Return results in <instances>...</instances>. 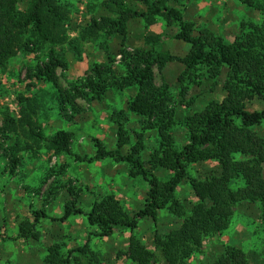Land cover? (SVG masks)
I'll return each mask as SVG.
<instances>
[{"label":"trees","instance_id":"trees-1","mask_svg":"<svg viewBox=\"0 0 264 264\" xmlns=\"http://www.w3.org/2000/svg\"><path fill=\"white\" fill-rule=\"evenodd\" d=\"M192 0H101L99 8L112 19L102 24L91 18L78 39L70 40L68 25L70 13L57 0H29V8L20 10V0H0V71H5L9 62L19 55H30L46 51V61L33 71L29 70L27 80L53 86V94L41 98L19 97L21 117H5L2 137L15 146L10 150L11 173L21 167L22 151L34 152L44 145L55 156L73 157L74 135L59 131L47 135L46 127L52 115L71 122L82 113L78 100L89 107L103 104L114 89L125 90L137 87L143 96H151L156 104L170 103V86L162 88L154 84V67L163 72L168 63L178 61L185 70L178 77L180 97L188 96V83L195 79L217 80L225 76L221 102L212 101L200 112L186 113L177 122V111L160 109L146 129L155 130L160 138L159 147L148 161L142 160L145 145L140 142L132 146L129 153L125 147L130 143L126 128L130 119L127 111L114 110L110 121L116 128V148L108 150L101 140H93L96 154L93 158L76 156L79 163L93 164L107 159L130 166V177L141 178L149 185L148 198L143 209L131 216L114 196L96 201L89 213H85L71 201L65 208L62 223L72 217L84 216L92 228H97L96 237H112L118 230L130 231L131 236L126 257L133 264H157L160 259L166 264H186L202 250L207 238L226 232L235 217L236 209L243 203H258L262 210L264 224V137L254 129L264 124V110L251 111L247 104L258 100L264 103V20L261 25H242L240 36L228 42L208 29L197 32L196 25L187 18V5ZM243 6L259 12L264 19V0H238ZM162 20L168 29H178L175 40L190 47L189 53L181 59L158 52L157 49H136L134 54L121 51L127 64V76L119 78L113 70L114 58L107 45L102 49L108 55V63L96 65L89 78L69 84L65 91L60 86L59 70L66 71L68 64L63 55L64 46H72L79 52L78 41L82 43L98 39L105 33L106 42L121 39L125 47L131 24L144 21L148 27ZM161 40L159 47L164 46ZM201 73V74H200ZM52 99V100H51ZM50 100L53 102L50 105ZM194 100L180 107L191 108ZM55 105V107H54ZM139 104L133 103L128 111L143 115ZM182 125L188 132V144L177 149L172 135L173 128ZM142 139V136L139 137ZM3 146H0V152ZM237 156L243 160H237ZM216 162L224 171L222 176H213L205 181L191 179L188 165L199 158ZM171 173L167 182L159 180L155 172ZM242 180L244 187L232 189L231 181ZM189 182L197 200L191 213H187L177 198L180 186ZM69 194H74L70 191ZM168 210L182 220L181 225L164 239L158 232L154 236V251L147 247L135 234L139 223L152 220L156 224L162 211ZM44 213H36L33 222H24L19 227V238L38 241L37 224ZM58 220H55V222ZM84 256L86 264H103L90 248V239L82 248L71 251L67 257L61 249L53 246L48 250L45 264H72L73 255ZM80 264V263H78ZM82 264V263H81ZM214 264H249L246 253L235 247H227L222 258Z\"/></svg>","mask_w":264,"mask_h":264},{"label":"rangeland","instance_id":"rangeland-1","mask_svg":"<svg viewBox=\"0 0 264 264\" xmlns=\"http://www.w3.org/2000/svg\"><path fill=\"white\" fill-rule=\"evenodd\" d=\"M57 1L70 13V40L78 39L91 18L98 19L102 24H108L112 19L99 8L101 0ZM28 8L29 0H20V10L26 11ZM187 11V18L196 25L197 32L208 29L228 42H234L240 36L243 24L261 25L264 20L259 12L243 6L238 0H192L187 5ZM177 33V28L168 29L162 20L151 27L144 21H136L130 26L123 48L121 39L106 42L105 33H101L98 39L84 43L79 40V52L74 51L72 46H64L63 55L68 69L58 71L60 86L68 91L70 83L89 78L96 65L107 64L108 55L102 45H107L109 54L114 58L113 70L119 78L126 77L128 71L121 55L124 50L133 55L136 49L155 48L163 54L178 59L184 58L190 47L174 39ZM161 40L165 44L159 47ZM45 61L46 51L19 55L9 62L5 71H0V146H3L0 152V264H45L51 247H59L62 255L67 257L71 251L82 248L89 239L91 251L99 255L103 264H133L126 257L130 231L118 230L112 237L101 239L96 237L99 230L89 225L87 217H72L65 223L60 219L71 201H76L77 206L87 214L96 201H101L107 196H114L124 211L131 216L143 209L148 198L149 185L141 178H131L128 164L116 163L111 159L93 164L79 163L76 156L93 158L97 150L93 142L95 138L101 140L108 150L115 149L116 128L109 117L114 110H125L130 119L126 125L130 143L125 147V153H129L132 146L142 142L146 149L141 157L145 162L148 161L150 155L159 147L160 138L157 131L147 130L146 126L163 104H156L151 96H142L137 87L114 89L101 105L89 107L85 102L78 100L77 104L82 113L73 121L60 119L59 114L55 113L46 127L47 135L59 131L74 135V156L58 157L48 152L44 145H40L34 152L20 153L22 165L12 174L9 155L15 146L14 135L11 136L12 142H5L1 132L3 121L7 116L15 119L21 117L20 96L41 98L43 95L53 94L52 85L27 80L28 71H33ZM184 70L185 67L178 61L168 63L163 72H160L158 66L154 67L155 86L162 88L164 83L170 86V103L164 105L163 109L177 111V122L182 121L186 113H200L212 101L221 102L225 97L223 76L217 80L203 78L188 83L189 93L183 100L177 80ZM191 100H194L191 108L180 107L182 101L188 104ZM135 102L139 104L143 115L128 111V107ZM247 107L251 111H262L264 103L254 100L248 103ZM254 130L264 137V124ZM172 135L177 149L181 150L188 144L189 135L182 125L175 126ZM243 159L245 158L237 156V160ZM262 169L264 182V164ZM188 174L191 179L205 181L213 176H222L224 171L216 162L201 157L188 165ZM155 175L163 182L171 178V173L163 170L156 171ZM230 185L232 189L237 190L245 184L236 179L231 181ZM70 191L74 194H69ZM177 198L190 214L197 200L189 182L180 186ZM36 213H44L47 216V219L41 218L37 224L39 240L20 239V225L33 222ZM181 223V219L165 210L160 213L156 224L152 220L141 221L135 234L148 251L153 252L155 233L158 232L166 239ZM229 246L244 251L249 264H264V224L260 204L239 205L230 228L219 236L207 238L202 250L195 253L186 264H214L223 257L225 249ZM73 259L76 261L72 264H86L85 257L79 254H74ZM157 264L166 263L160 259Z\"/></svg>","mask_w":264,"mask_h":264}]
</instances>
